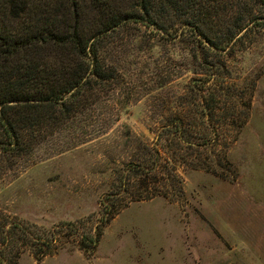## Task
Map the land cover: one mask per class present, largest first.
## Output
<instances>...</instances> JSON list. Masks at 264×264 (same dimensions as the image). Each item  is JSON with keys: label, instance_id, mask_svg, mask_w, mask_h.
I'll use <instances>...</instances> for the list:
<instances>
[{"label": "rangeland", "instance_id": "1", "mask_svg": "<svg viewBox=\"0 0 264 264\" xmlns=\"http://www.w3.org/2000/svg\"><path fill=\"white\" fill-rule=\"evenodd\" d=\"M256 32L228 57L230 97L221 84L203 90L208 75L195 72L192 39L161 38L143 25L114 32L104 55L120 74L112 92L91 118L39 142L0 179V235L21 223L52 242L41 259L24 246L17 264H264V29ZM193 80L200 85L192 87ZM211 92L215 117H198L195 130L215 132L214 140L176 147L163 127L176 114L199 116L202 96ZM158 139L164 158L200 157L202 168L170 161L183 193L162 187L169 197L131 203L105 223L100 242L88 245L112 194L127 195L119 170ZM12 246L0 243L5 252Z\"/></svg>", "mask_w": 264, "mask_h": 264}, {"label": "trees", "instance_id": "2", "mask_svg": "<svg viewBox=\"0 0 264 264\" xmlns=\"http://www.w3.org/2000/svg\"><path fill=\"white\" fill-rule=\"evenodd\" d=\"M131 25H143L165 39H192L195 72L208 75L203 90L221 84L230 97L228 57L241 49L246 38L264 29V0H0V179L39 142L86 115L91 118L90 111L120 80L118 71L106 63L105 51L114 32ZM198 85L192 81V87ZM215 95L203 94L196 110L199 116L193 110L176 114L163 127L173 135L176 147L214 140L215 132L198 135L195 127L202 122L198 117L213 121ZM248 117L246 112L242 127ZM158 142L140 146L119 170V186L127 195L112 194L98 237L86 240L88 245L100 242L105 223L131 203L169 197L162 187H173L175 195L183 193V179L170 161H192L193 169L202 168L200 157L164 158ZM0 243L13 245V254L0 248V264H6L10 253L13 259L7 264H17L24 246L32 247L41 259L50 254L52 242L13 223L2 228Z\"/></svg>", "mask_w": 264, "mask_h": 264}]
</instances>
